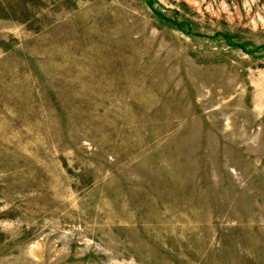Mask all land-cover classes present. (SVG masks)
Masks as SVG:
<instances>
[{"label":"rangeland","instance_id":"1","mask_svg":"<svg viewBox=\"0 0 264 264\" xmlns=\"http://www.w3.org/2000/svg\"><path fill=\"white\" fill-rule=\"evenodd\" d=\"M0 264H264V0H0Z\"/></svg>","mask_w":264,"mask_h":264}]
</instances>
